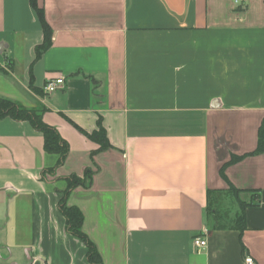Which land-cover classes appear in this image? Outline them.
Instances as JSON below:
<instances>
[{"label":"crops","instance_id":"1","mask_svg":"<svg viewBox=\"0 0 264 264\" xmlns=\"http://www.w3.org/2000/svg\"><path fill=\"white\" fill-rule=\"evenodd\" d=\"M0 0V96L69 143L65 162L30 121L0 119V264H94L67 230L68 206L103 264H264V152L226 168L244 229H209L220 169L254 151L264 120V0ZM9 62L8 68L3 65ZM64 86L47 94L49 78ZM109 146L91 134L99 123ZM256 203V204H251ZM207 245L196 251L193 239Z\"/></svg>","mask_w":264,"mask_h":264},{"label":"trees","instance_id":"2","mask_svg":"<svg viewBox=\"0 0 264 264\" xmlns=\"http://www.w3.org/2000/svg\"><path fill=\"white\" fill-rule=\"evenodd\" d=\"M30 2L31 5L36 9L42 20L45 33L43 43L36 47L38 58L51 45V29L48 23L44 20L43 9L38 5V0H30ZM43 113L44 109L42 108H23L15 101L0 96V119L11 116L17 120L30 121L38 131L43 133L45 139V150L50 153L58 154L59 157L56 166L51 169L45 170L54 172L57 167L61 166L65 162L69 153V143L61 136V134L55 127L47 124L43 120ZM86 134L92 140L99 143V150L107 148L109 146L107 133L101 122L99 123L97 130L93 131L91 134ZM262 152H264V120L258 130V143L256 149L244 155H233L232 158L221 167L220 174L229 183V189L227 191L211 190L209 192V204L207 206V213L210 212V216L207 217V225L209 229H225L233 227L243 231L245 223V209L249 204L241 199L240 194L243 191L235 187L228 180L225 171L228 165L239 161L243 157L252 154H260ZM91 175L92 174L90 170H87L85 174L86 179L84 180L76 175H71L67 178L68 188L63 193V196L59 202V208L66 218L67 230L83 240L87 245L88 260L94 264H103L101 256L95 244L82 230L84 220L83 213L77 207L68 206L67 204V197L72 189L79 185H88L90 183V181L88 180L91 179ZM227 197L230 198V200L232 199V204L236 205L234 206V208L227 206L228 201L226 204H224L226 202L224 201V199Z\"/></svg>","mask_w":264,"mask_h":264},{"label":"built area","instance_id":"3","mask_svg":"<svg viewBox=\"0 0 264 264\" xmlns=\"http://www.w3.org/2000/svg\"><path fill=\"white\" fill-rule=\"evenodd\" d=\"M233 3L238 7H244L248 0H232ZM9 62L3 65L4 68H8ZM64 86V78L62 76H56L53 78H49L44 86V91L47 94H53ZM207 245V240L202 237H195L193 239V246L196 251L200 252ZM246 264H255V260L251 255H247L245 257Z\"/></svg>","mask_w":264,"mask_h":264},{"label":"rangeland","instance_id":"4","mask_svg":"<svg viewBox=\"0 0 264 264\" xmlns=\"http://www.w3.org/2000/svg\"><path fill=\"white\" fill-rule=\"evenodd\" d=\"M232 200V199H231ZM231 200H230V198H225L224 199V201H226L224 204H226L227 203V201H228V203H227V206H229V207H232V208H234V206H236L235 204H232V202H231ZM223 201V202H224ZM233 202H234V200H233ZM230 203V204H229ZM214 204V203H213ZM210 213V212H209ZM209 213H207V217H209L210 216V214Z\"/></svg>","mask_w":264,"mask_h":264}]
</instances>
